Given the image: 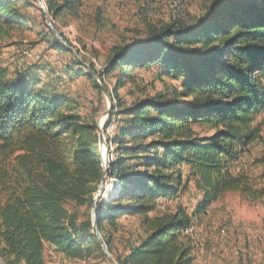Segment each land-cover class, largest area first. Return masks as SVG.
Listing matches in <instances>:
<instances>
[{
    "label": "trees",
    "instance_id": "obj_1",
    "mask_svg": "<svg viewBox=\"0 0 264 264\" xmlns=\"http://www.w3.org/2000/svg\"><path fill=\"white\" fill-rule=\"evenodd\" d=\"M31 1L0 0V263L45 264L47 245L69 260L96 251L106 260L93 228L96 209L116 264H195L194 240L184 234L193 219L227 192L248 202L264 198V187L233 172L264 123V0H221L191 25L150 26L143 41L114 47L104 71L90 65L87 76L100 93L93 73L109 92L107 78L117 73L105 126L108 133L115 124L107 137L112 191L98 201L104 168L95 122L68 95L37 89L38 77L12 76L3 64L4 51L30 23L21 8L35 6ZM83 1L43 0L70 47L53 34L55 51L74 48L56 21L77 16ZM136 71L157 72L178 87L172 97L118 103L119 91L139 79ZM191 182L201 193L194 214L183 206L159 211Z\"/></svg>",
    "mask_w": 264,
    "mask_h": 264
},
{
    "label": "rangeland",
    "instance_id": "obj_2",
    "mask_svg": "<svg viewBox=\"0 0 264 264\" xmlns=\"http://www.w3.org/2000/svg\"><path fill=\"white\" fill-rule=\"evenodd\" d=\"M35 1H31L35 6H22L21 10L30 23L23 31L16 33L13 40L16 44L4 51L3 64L12 76L21 72L38 77L40 84L37 89L45 86L49 92L68 95L75 101L82 115L89 122H95L99 133V122L108 108V101L87 76L89 72L86 66L93 64L98 70L104 71L114 47L143 41L150 26L161 27L177 21L191 25L214 9L221 0H84L78 7L77 16L66 14L56 21L57 27L74 46L71 53H59L50 47L48 42L54 41V33L49 28L46 17L45 20L42 18L38 11L40 5ZM50 19L52 21L51 17ZM78 72L82 75H77ZM116 74L107 78L110 92L116 83ZM134 74H138L139 79L135 83H128L119 91L118 103L123 101L130 104L158 93H168L172 97V89L178 87V82L170 78L159 79L157 72L136 71ZM263 118L264 114L260 115L258 122ZM114 127L115 124L105 133L106 139L114 137ZM196 130L202 131L199 127ZM255 143L257 149L254 153H249V158L233 172L248 175L253 186L259 189L264 187V123L261 127V139ZM191 184V188L189 185L190 189L187 188L180 194L177 201L170 205H160L159 211H174L184 204L186 206L183 207L194 214L196 207L193 210L192 203L185 197L193 192L191 198L196 199L197 189L193 182ZM111 185L108 184L101 200L112 191ZM219 202V215L227 221L226 224L222 222L220 231L225 233L230 226L241 230L240 238L236 233L229 235L227 255L222 258L218 256L220 264H264V198L248 202L239 193L227 192ZM193 220L192 224H196L192 237L196 246L195 257L201 259L200 264H216L217 254L210 244L211 240L209 242V238L199 232L200 222H209L208 212ZM129 223V228L138 233V223L132 220ZM111 256L114 260L116 254ZM44 258L45 264H111L109 258L106 256L105 260L98 251L84 260H69L48 245Z\"/></svg>",
    "mask_w": 264,
    "mask_h": 264
},
{
    "label": "crops",
    "instance_id": "obj_3",
    "mask_svg": "<svg viewBox=\"0 0 264 264\" xmlns=\"http://www.w3.org/2000/svg\"><path fill=\"white\" fill-rule=\"evenodd\" d=\"M102 94L104 95L103 92H102ZM110 96H111V94H110ZM104 97H105V95H104ZM255 146H256V143L251 144L248 147V149L244 153H242L240 155V159L235 164L234 169L238 170L239 169L238 166L240 165V163H242V162L244 163V161H246L249 158L248 154L249 153H254V151L257 149V148H255ZM182 169H183L184 173L187 174L188 167L187 166H183ZM191 183H189L190 188L192 186ZM190 188H188V189H190ZM192 193L193 192H191V195H192ZM191 195L190 196L189 195H185V197L188 199V201H190L192 203V205H193L192 209L194 210V208L196 207L198 201L201 198V193L197 190L196 191V195L197 196H196V199H194V200L191 198ZM177 200H178V197L176 199H174V200H163L161 202V204L170 205V204L174 203ZM219 201H220V199L217 202H215L212 206H210L208 208V210H207L209 222H206V221L204 222L203 221L204 223H202V221H201L200 224H199V232L205 234L209 238V242L211 240L210 244L212 246H214V248H215L214 251L217 254V259L215 261L216 264H220L221 263L220 260L218 259V256L222 258V257H225L227 255V249H226L227 245L226 244L228 243L227 239L230 238L229 235L233 236L234 233H236L238 238H240L239 235H240V232H241L240 228H237V227H234V226L233 227L230 226L229 230L226 229L225 233H222L220 231V227L222 225V222L224 221V223H225L226 220H225V218H221V216L219 215V212H218V209L220 207V202ZM181 205L182 206H186L184 204H181ZM190 215H192V214L190 213ZM235 224L236 223H234V225ZM206 253H207V250H206ZM200 262H201V259L200 258L199 259L196 258L195 264H200Z\"/></svg>",
    "mask_w": 264,
    "mask_h": 264
},
{
    "label": "water",
    "instance_id": "obj_4",
    "mask_svg": "<svg viewBox=\"0 0 264 264\" xmlns=\"http://www.w3.org/2000/svg\"><path fill=\"white\" fill-rule=\"evenodd\" d=\"M37 1L40 5L41 10L45 13L49 28L58 37V39H60L68 48H70L68 43L61 37V35L58 33L55 26L53 25V23L50 19V15L48 14V12L46 10V7H45L43 0H37ZM93 77H94V80L96 81V83L98 84V86L100 87L101 91L104 93V95L108 101V108L105 111V113L103 114V116L99 122V126H98L99 146H100V150H101V156H102L103 168H104L103 181L99 187V190H98L96 198H95V200L98 201L103 196V188L105 186L106 181L109 180V176H110L111 157H110V153H109L108 141L105 137V126H106L107 120L111 117V114L113 111V100H112V97L110 96V94L108 93L107 89L105 88V86L102 84V82L100 81V79L98 78V76L95 73H93ZM104 147L106 150L103 149ZM93 217H94L93 228H94V231L96 232L99 245H100L101 249L103 250V252L105 253V255L109 258L111 264H116L114 262V260L112 259V256L110 255L106 245L104 244L102 237L100 236L96 209L94 210Z\"/></svg>",
    "mask_w": 264,
    "mask_h": 264
},
{
    "label": "bare ground",
    "instance_id": "obj_5",
    "mask_svg": "<svg viewBox=\"0 0 264 264\" xmlns=\"http://www.w3.org/2000/svg\"><path fill=\"white\" fill-rule=\"evenodd\" d=\"M86 68H87V69H90V66H86ZM98 78H99V77H98ZM99 79H100V78H99ZM100 81H101L102 84L104 85L103 80H100ZM114 107H115V103L113 104V110H114ZM112 112H113V111H112ZM110 118H111V117H110ZM110 118L108 119V122H109ZM108 122H107V123H108ZM103 149L106 150L105 147H104ZM109 180H110V179H109ZM109 180H107L106 183H105V186H104V188H103V193H104L105 190H106V184H107V182H108ZM193 221H194V220H193ZM195 230H196V224L193 223V224H191L188 228L185 229L184 234H185V235H188V236H190V237H194Z\"/></svg>",
    "mask_w": 264,
    "mask_h": 264
}]
</instances>
